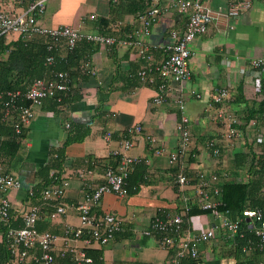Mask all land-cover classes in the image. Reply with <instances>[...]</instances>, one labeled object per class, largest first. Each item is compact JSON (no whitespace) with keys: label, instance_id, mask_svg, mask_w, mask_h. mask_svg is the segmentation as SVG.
<instances>
[{"label":"crops","instance_id":"obj_1","mask_svg":"<svg viewBox=\"0 0 264 264\" xmlns=\"http://www.w3.org/2000/svg\"><path fill=\"white\" fill-rule=\"evenodd\" d=\"M164 1L162 0V5L166 3ZM201 1L203 6L214 11V19L206 33L198 36L190 45L193 55L188 66L190 79L185 87V94L195 91L201 95L200 98L187 96L185 103L186 113L193 121V138L216 129L223 130L214 119L220 107L242 121L241 115L247 107L257 108L261 99L258 81L264 78V73L253 68L250 63L256 57L264 59V0H251L249 8L230 21L232 28L224 24L222 13L235 0ZM64 2L65 0H61L59 4H49L48 7H52L53 12L47 17L44 10L39 17L40 22L48 27L68 24L78 26L83 31H98L96 25L99 22L89 20L88 17L94 15L96 18H109L108 0H95L93 12L79 3L74 17L57 18L64 9ZM0 6L6 11L17 12L20 9L18 4L12 5L4 1ZM123 19L126 23H133L132 15H125ZM185 21L184 15L168 9L154 23L150 34L141 38L148 45L149 51L155 52L150 62L161 60L162 54L159 50L169 41L170 31H182ZM63 54L64 51H61L59 55ZM141 62L143 60L138 57L135 48L98 46L93 49L89 66L94 74H89L84 81L73 83L78 89L76 95L80 99L57 109L50 108L49 104L36 108L33 118L26 124V142L9 157V167L0 165V171H11L22 185L18 190L4 192L10 200L11 220L14 221L13 217L20 220L21 211L30 203L39 204L41 215L36 227L40 231H49L58 236L56 251L65 246L62 239L64 228L67 225H80L73 205L83 196V182L89 181L91 185L103 182L102 163L108 161L110 151L119 147L120 141L128 135L132 142L128 153L144 161L146 183L140 185L139 191L133 195L116 196L111 192L103 194L94 208L99 214L111 212L120 217L124 221V230L102 246L95 244L85 249L101 250L100 264H162L167 257L166 250L159 246L156 239L143 236L141 231L148 226L154 215L171 213L177 209L178 199L172 181L175 166L170 164L168 153L176 148L179 137L175 128L178 111L173 95L165 102L152 104L154 86L133 76ZM219 87L227 88L228 98L223 103L215 104L212 95ZM103 97L105 99L99 107V99ZM91 118L89 133L83 141L70 143L65 148L57 181L63 188L62 200L68 205V209L65 214L51 218L49 212L53 210L55 202L42 200L41 195L31 196L27 190L38 183L35 171L47 162L51 149L61 147L70 126L73 123H86ZM66 123H70V126L65 127ZM137 124L142 126L140 133L128 131ZM246 126L249 129V125ZM107 132L110 133L109 139L105 138ZM241 134V139L246 141H252L256 137L254 134L249 139L248 132L243 130ZM158 146L164 148L162 155L154 153ZM237 149L238 147L233 148L232 154ZM226 154L227 151L221 160L210 157L207 159L206 151H201L196 158L197 162L191 164L192 169L201 170L198 162L203 165V160L206 159L210 168L207 167V170H221L225 165L224 161L226 162ZM78 171L84 172L86 177L79 175ZM50 172L51 170L49 176ZM193 225L197 229L204 226L205 222L200 225L195 220ZM227 239L230 240V237L223 234L208 241V246H202L205 253L204 264H235L232 256L225 255ZM68 244L77 247L83 245L80 240L72 239ZM0 264H11L1 232ZM21 264L32 262L27 260Z\"/></svg>","mask_w":264,"mask_h":264},{"label":"built area","instance_id":"obj_2","mask_svg":"<svg viewBox=\"0 0 264 264\" xmlns=\"http://www.w3.org/2000/svg\"><path fill=\"white\" fill-rule=\"evenodd\" d=\"M2 1L12 5L18 4L20 9L17 12L15 10L6 11L0 6V36L3 34H16L25 38H30L33 35L46 36L54 43L61 42L67 50H72L82 40L92 41L102 47L135 48L138 57L147 62L138 69L137 77L141 82L154 86L152 104L165 102L173 95V101L178 111L175 128L179 137L176 148L168 153V159L170 164L177 168L175 183L182 199V213L188 211L193 200L201 209L210 211L193 217L198 219L200 225L205 222L204 226L197 229L193 225L195 220L191 221L192 218L189 226L183 228V220L179 212L156 214L151 218L148 226L141 231V234L158 237L157 242L167 253L172 250L174 253L171 264H178L180 258L184 256L190 257L194 264H201L200 244L215 240L223 234L226 237H233L239 229L238 222L231 220L226 213L217 209L219 203L216 197L220 192L218 187V182L221 180L220 175L209 170L195 169L196 179L194 183L187 175L186 159L192 139L191 126L193 121L186 113L185 103L187 96L191 95L196 98L201 96L195 91L185 94V87L190 79L188 66L193 55L190 45L198 36L206 33L208 26L214 19V11L203 6L201 0H165L166 3L163 5L162 0H152V6L138 16L141 27L122 38L98 31H83L78 26L68 24L48 27L39 20V16L44 13L46 0H30L25 8L22 7L24 0H0V4ZM250 4L251 0L233 1L226 12L222 13L224 24L232 28L233 24L230 21L247 10ZM168 9H175L179 14L184 15L185 25L182 31H170L169 41L162 47L165 56L152 64L148 45L137 36L150 34L154 23ZM94 18V15L88 17L90 20ZM52 60V56L46 58L48 63ZM250 63L253 68H258L260 72L264 73V59L262 57H256ZM82 68L89 74H94V70L89 66V61H86ZM69 88V78L64 71L53 72L47 78L35 79L23 94L24 99L29 102L26 106L14 102L21 95L20 90L7 92L10 99L5 105L3 118L9 117L11 109L14 110L17 114L15 131L18 132L19 125L29 123L34 116L35 109L42 105L45 98L67 92ZM227 98L228 90L226 87H219L212 95V100L216 103H223ZM216 117L222 119L223 130L220 138L206 140L205 147L208 150L206 151L208 157H216L221 153L222 155L225 154L229 146L228 143L226 148V141L242 135L241 130L237 127L239 124L238 117L228 113L223 107L216 111L214 119ZM256 124L255 120H251L248 124L252 129H256V137L253 140L255 142L264 141V126H256ZM68 125L69 123L65 124L66 127ZM141 130L142 126L137 124L128 131L140 133ZM105 138H110L109 132L105 134ZM216 140L221 143L217 144ZM151 141L154 142V139L151 138ZM131 147L132 142L126 136L120 141L119 147L110 151V155L117 156L119 160L116 167L109 166L104 170L103 182L97 185H91L86 180L83 182V196L80 201L73 205L77 211L80 225L75 227L67 225L64 228L62 239L65 246L58 251L55 249L58 236L49 231H40L36 227V222L41 215L39 204L30 203L26 209L21 211L20 226L11 225L9 214L11 204L4 192L11 189L18 190L22 185L17 176L0 172V227H5L3 239L10 263L21 264L28 260L32 264H93V260L86 254L85 248L95 244L104 245L109 242L113 239L115 232L122 229L124 221L111 212L97 216L91 209L100 202L103 194L107 192L116 196L126 194L125 180L129 168L141 161V158L128 153ZM154 153L162 155L164 148L155 147ZM78 172L82 177H86L84 172ZM50 176L53 178V182L47 185L40 195L42 200L55 202L53 210L49 212L50 217L54 218L65 214L68 205L62 200L64 191L62 186L55 182L57 176L54 171L50 172ZM222 176L225 180L230 178L225 173ZM262 187L264 188V181ZM27 191L29 195L33 196L31 188ZM242 216L253 228L262 249L264 247V219L261 212L258 209L246 208L242 210ZM71 239L80 240L83 245L77 247L68 244ZM66 255L71 258L68 262L62 261ZM257 264H264V257Z\"/></svg>","mask_w":264,"mask_h":264},{"label":"trees","instance_id":"obj_3","mask_svg":"<svg viewBox=\"0 0 264 264\" xmlns=\"http://www.w3.org/2000/svg\"><path fill=\"white\" fill-rule=\"evenodd\" d=\"M29 1L30 0H24L22 7L25 8ZM108 5L109 18H96L95 16L92 21L99 22V25H96L97 28H99L98 32L124 37L129 33L137 31L141 27L138 16L152 6V0H108ZM125 15H132L133 23L124 22L123 18ZM145 36L147 35L139 34L137 37L141 39ZM96 47H98L97 43L82 40L79 41L72 50H67L61 42L58 44L54 43L46 36L33 35L30 38H25L16 34H3L0 36V165L9 167V157H12L14 152L19 149L27 139L26 125H19V131H15L17 114L14 110L11 109L9 117L3 118L5 105L10 99L7 92L20 90L21 95L17 97L14 102L18 105L26 106L29 102L24 99L23 94L35 79L47 78L50 77L53 72L64 71L69 78V90L67 92L58 93L53 97L45 98L42 105L49 104L50 108L57 109L64 106V104L79 100L80 96L76 95L78 89L73 86V83L84 81L89 76V73L83 69L82 66L86 61H89V57ZM61 51H64L62 56L59 55ZM154 53L155 52H152V50L149 51L152 58L151 61L153 60L152 55L154 56ZM159 53L162 54V59L165 53L162 50H159ZM49 56L53 58L50 63L46 62V58ZM146 63L147 62L143 60L139 68ZM133 76L138 79L137 73ZM258 83V93H261V99L257 104V108L247 107L244 114L241 115L243 120L241 122L239 121L237 125L241 132L242 130L244 132L249 131L250 128L247 129L246 125L249 124L251 120L256 121V126H264V78H260ZM104 99V97L103 99H99V107L102 105ZM214 103L218 104L216 102ZM215 120L223 127L222 119L216 117ZM91 122L92 118L86 123H73L71 126L69 123V131L61 147L51 149L47 162L39 166L35 171L38 183L31 188L34 197L39 196L42 190L53 182V178L49 176L50 170L54 171L55 175L59 177L66 146L73 142L83 141L85 136L89 133ZM221 133L222 129H216V131L208 132L206 135L200 134L195 138L192 136L186 159L188 168L187 175L191 178V182L194 183L196 179L191 164L197 162L196 158L201 151H208L205 147L206 140L220 138ZM216 143L219 144L221 142L216 140ZM239 144L238 149L231 154L230 168L213 170V172L220 175L221 179L218 182L220 192L218 197H216L219 203L217 209L222 213H226L231 220L237 221L239 225L237 233L233 237H230V240L227 239V241H225V255L232 256L235 259V264H257L258 261L264 257V247L262 249L260 248L262 246L258 243V238L253 228L249 226L246 218L242 216V210L246 208L258 209L264 219V188L262 187L264 181V141L255 142V140H252L247 142L246 139H241ZM214 158H216V160H221L223 155L221 153ZM118 160L119 158L117 156L109 155L108 161L102 163V167L104 170L109 166L116 167ZM173 170L172 181L178 199L175 212L181 213L183 220L182 225L184 228L189 226L191 218L199 214L209 213L210 210L201 209L196 201L193 200L190 203L191 206L188 211L182 213V199L177 190V184L175 183L177 168L174 167ZM0 172L13 174L8 170ZM223 173L230 176V178L226 180L223 179ZM145 178L146 168L144 161L141 159V161L129 168L125 180L126 194H136L140 189V185L146 183ZM94 207H92L91 210L97 216L105 213L99 214L97 209H95L96 207ZM9 214L11 219L12 215L11 213ZM13 218L14 221H10L11 225L15 227L20 226L19 218ZM122 230H124V225L121 230L115 232L113 238L121 233ZM4 231L5 227L1 226L0 232L2 236H4ZM153 238L156 239V241L158 240V237L153 236ZM202 246L205 247L208 246V244L202 243L199 246L201 264H204L203 260L205 259V253L203 252L204 248L202 249ZM101 253V250H86V254L92 258L94 264L101 263ZM173 253L172 250L168 251L163 264H171ZM70 259L71 258L66 255L62 261L68 262ZM178 264H194V261L190 257L184 256L180 258Z\"/></svg>","mask_w":264,"mask_h":264},{"label":"rangeland","instance_id":"obj_4","mask_svg":"<svg viewBox=\"0 0 264 264\" xmlns=\"http://www.w3.org/2000/svg\"><path fill=\"white\" fill-rule=\"evenodd\" d=\"M54 2L59 4V2H61V0H52V1L48 0V1H46V9H45V13L44 14L47 17H49L51 15V13L53 12V10H52L53 8L52 7H48V6H49V4H52ZM94 2H95V0H85V1L84 0H65V2H64L65 4L63 6L64 9L61 11V13H59L57 15V18L69 19L70 17H74L75 13L78 10V7L81 4L87 6L88 7V11H92L93 12L94 8L92 6H96V4ZM79 3H80V5H78ZM248 128H251V126L248 127ZM247 132H248L247 137L250 139V138H253L254 134L256 133V129H249V131H247ZM240 140H241V137H238V138L236 137V138H232V139L226 141V148H227V144L228 143H229V146L227 148V154H226L227 158L225 159L226 162L224 161L225 165L223 166V168H225V169L226 168L227 169L230 168V164H231L230 156L232 154L231 150L233 148H236V147L239 146V141ZM247 142H250V140H247ZM206 158L208 159L209 157H206ZM211 159H216V158L212 157ZM199 160H200V158H199ZM198 166H199V168L201 170L204 169L205 171H208L210 169L208 161L206 159L203 160V165H202V162H198ZM207 167L209 168L208 170H207ZM193 220H198V219L192 218L191 221L193 222Z\"/></svg>","mask_w":264,"mask_h":264}]
</instances>
